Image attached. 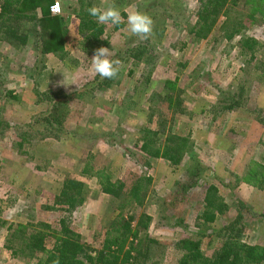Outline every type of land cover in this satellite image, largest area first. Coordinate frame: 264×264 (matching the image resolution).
<instances>
[{
    "label": "rangeland",
    "instance_id": "374dc122",
    "mask_svg": "<svg viewBox=\"0 0 264 264\" xmlns=\"http://www.w3.org/2000/svg\"><path fill=\"white\" fill-rule=\"evenodd\" d=\"M56 1L61 12L53 15L62 16L66 41L62 58L49 52L33 66L31 33L41 24L33 28L34 21H18L20 32L29 34L24 45L9 43L0 31V121L7 122L0 126V221H5L0 264H35L10 256L4 245L7 228L35 220L57 226L61 211L43 206L52 205L67 178L83 183L84 203L73 211L71 227L90 249L100 247L105 231L116 225L118 202L100 192L96 177L81 173L85 164L103 168L127 190L141 177L150 179L143 205L135 210L151 216L148 229L140 232L155 240L148 264H177L175 242L182 237L200 239L202 251L212 254L222 244L213 229L234 218L242 226V240L264 245V0H241L244 13L254 17L246 20L244 33L259 42L252 59L217 28L205 39L194 37L198 0H114L125 23L102 25L100 39L107 44H92L78 31V14L88 3L102 7L104 0ZM133 10L154 22L147 40L127 30V13ZM142 42L148 45L139 46V58L138 49L120 51ZM98 46L109 48L110 58L120 54L119 74L114 85L80 98L74 92L87 90L84 84L95 77L90 59ZM46 62L54 65L50 76L42 74ZM62 91L74 93L61 117L66 133L38 128L31 144H23V154L16 144L19 128L45 111L41 97ZM231 104L235 108L222 109ZM142 129L158 132L161 140L186 137L181 162L145 156L139 147ZM208 184L216 185L228 211L199 228Z\"/></svg>",
    "mask_w": 264,
    "mask_h": 264
},
{
    "label": "trees",
    "instance_id": "16d2710c",
    "mask_svg": "<svg viewBox=\"0 0 264 264\" xmlns=\"http://www.w3.org/2000/svg\"><path fill=\"white\" fill-rule=\"evenodd\" d=\"M198 2L196 20L190 31L194 37L197 40L205 39L217 28L216 31L222 32L226 40H236L240 52L248 53L252 59L258 50L259 42L253 36L244 33L246 20L254 17L252 14L244 13L241 0H198ZM53 3L54 0H0V31L6 32L2 37L9 43L24 45L28 41V32H20L19 20L34 21L33 28L36 26L39 28L38 24H41V29L36 30L35 33L32 34V30L30 31L34 37L33 44L36 51L34 67H37L43 54L51 52L62 58V54L65 53L63 20L61 15L51 13L50 6ZM88 7H91L89 3ZM221 17L222 20L217 27ZM78 19L80 35L92 44L102 42L107 44L105 40L100 39L103 26L98 24L94 17L86 11L79 13ZM121 26L122 23L115 28ZM143 43L144 46L148 45L147 42V44L142 42L120 51L125 53L129 49H138L134 55L139 58L143 54V49L139 46ZM152 51L153 47H150L149 52ZM118 58L120 54L116 53L110 59ZM115 81L116 78L102 79L99 75H95L92 81L84 84L87 90L74 93L80 98L85 93L92 97L94 92L107 89L114 85ZM74 93L62 91L48 98H40L45 100L43 102L47 103V108L44 112L33 115L31 121L19 128L20 140L16 144L20 152L27 155L22 146L24 143L31 144L34 130L38 128L47 131V134L66 133L61 117L67 101ZM10 96L15 98L14 95ZM37 96L40 97V92H37ZM235 106L231 104L222 109H232ZM6 125V121H0V126ZM113 132L107 131L105 135H114ZM157 134L156 131L142 129L140 150L149 158H163L172 165L179 164L187 138L167 136L161 140ZM81 173L96 177L100 192L109 194L118 202L117 214L114 218L116 225L105 231L100 247L90 249L81 235L71 227L73 211L84 203L83 183L75 178H67L54 197L52 205L43 206L47 210L61 211L57 226L53 227L47 222L38 220L9 225L4 245L10 256L35 264H52L57 257L60 264H148L149 245L155 240L150 239L147 234L140 235V232L148 229L151 216L143 212L137 215L135 210L137 206L143 205L150 179L141 177L127 190L123 181L112 179L103 168L94 169L93 166L85 164L81 168ZM262 180L264 181V176ZM202 202L203 209L197 217L199 228H207V225L216 222L228 211V204L214 184L207 185ZM239 222L234 218L220 225L218 229H213V232L221 238L222 244L210 255L202 251L201 240L198 238L182 237L176 241L175 245L180 252L177 264H263L264 245L249 244L242 240L243 229ZM0 224L4 225L5 221H0ZM200 234L203 235L204 232L201 231Z\"/></svg>",
    "mask_w": 264,
    "mask_h": 264
},
{
    "label": "clouds",
    "instance_id": "9594fccd",
    "mask_svg": "<svg viewBox=\"0 0 264 264\" xmlns=\"http://www.w3.org/2000/svg\"><path fill=\"white\" fill-rule=\"evenodd\" d=\"M86 11L101 25L116 26L125 23L124 16L121 15L114 0H104L102 7L93 5ZM126 24L128 32L141 41L147 40L153 35L154 22L152 18L138 10L127 13ZM111 55L109 48L100 47L94 51L90 59L92 72L102 79H115L120 71L121 62L118 59H110ZM52 264H60L59 258L57 257Z\"/></svg>",
    "mask_w": 264,
    "mask_h": 264
},
{
    "label": "crops",
    "instance_id": "0c3cea01",
    "mask_svg": "<svg viewBox=\"0 0 264 264\" xmlns=\"http://www.w3.org/2000/svg\"><path fill=\"white\" fill-rule=\"evenodd\" d=\"M124 10H125V12H127V9H124ZM51 59H52V57H51ZM51 59H50V55H48L47 60H51ZM34 60H35V57H34ZM34 64H36L35 61H34ZM52 67H54V65H50L49 62H46V65L44 66V69L42 70V74L45 76H50L51 73L54 71V69ZM55 71H56V69H55Z\"/></svg>",
    "mask_w": 264,
    "mask_h": 264
},
{
    "label": "built area",
    "instance_id": "2783aa9c",
    "mask_svg": "<svg viewBox=\"0 0 264 264\" xmlns=\"http://www.w3.org/2000/svg\"><path fill=\"white\" fill-rule=\"evenodd\" d=\"M50 11L52 14H58L61 12V7L60 4L56 1L54 2L51 7H50Z\"/></svg>",
    "mask_w": 264,
    "mask_h": 264
}]
</instances>
